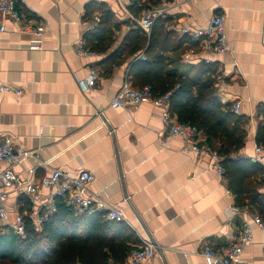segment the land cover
<instances>
[{
	"label": "crops",
	"instance_id": "0c3cea01",
	"mask_svg": "<svg viewBox=\"0 0 264 264\" xmlns=\"http://www.w3.org/2000/svg\"><path fill=\"white\" fill-rule=\"evenodd\" d=\"M18 1L27 19L47 29L40 50L31 49V37L21 34L9 19L6 31L0 32V83L22 90L21 95L0 94V136H10L17 146L38 154V159L15 168L21 180L39 187L40 202L30 216L38 220L37 210L52 200L53 191L41 181L53 170L70 177L89 171L95 180L85 195L99 194L98 201L107 208L121 209L124 223L139 241L148 237L155 244V256L144 264H207L202 255L205 245L220 252L232 245L242 219L236 216L228 222L236 197L227 193L228 181L214 171L211 157L185 151L180 137L168 139L164 108L150 102L136 112L113 108L112 98L130 80L133 58L110 75L104 74L100 63L121 46L136 20L152 9H162L157 19L169 44L178 48L168 53L177 59L172 69L194 77L206 65L216 68V97L232 106L239 102L237 115L246 119L244 147L231 159L250 161L259 144L258 128L264 125L259 114L264 106V0H161L138 16L131 10L133 0ZM91 3L111 10L120 30L107 54L82 57L76 45L92 32L88 26L94 17H101L98 10L87 11ZM215 15L225 17L229 51L224 56L203 52L184 32L206 28ZM92 70L99 73L96 88L84 91L79 81ZM200 141L206 144L203 133ZM252 181L264 201V175ZM247 187L252 196V184L247 182ZM22 197L27 198L23 189L10 190L7 226L13 227L21 215ZM250 212L259 213L252 207ZM252 236L241 263L264 264V231L253 222Z\"/></svg>",
	"mask_w": 264,
	"mask_h": 264
},
{
	"label": "trees",
	"instance_id": "16d2710c",
	"mask_svg": "<svg viewBox=\"0 0 264 264\" xmlns=\"http://www.w3.org/2000/svg\"><path fill=\"white\" fill-rule=\"evenodd\" d=\"M145 1L133 0L131 10L136 16L149 9V4L157 6L161 2ZM17 8L23 11L19 1ZM95 10L100 12V24L86 34L85 43L91 51L105 55L115 44L120 26L114 23L115 14L108 8L97 3L88 5V12ZM176 50L157 19L149 36L136 24L132 25L121 46L100 66L105 75H110L115 67L133 58L128 72L133 86H150L156 97L170 93L171 113L180 123L196 126L205 135L206 144L223 158L224 177L236 197V205L256 208L264 221V201L252 181L264 175L263 166L246 159H231L244 147L246 119L234 114L232 105L216 97L218 73L214 66L206 65L194 77L172 69L177 59H171L168 53ZM259 114L264 117V106ZM257 141L259 144L264 141V125L258 128ZM247 182L252 184V196H248ZM19 206L25 236L16 234L10 226H0V264H123L140 245L126 223L108 220L102 212L78 214L59 200L56 212L37 229L30 216L33 206L29 200L22 197Z\"/></svg>",
	"mask_w": 264,
	"mask_h": 264
},
{
	"label": "built area",
	"instance_id": "2783aa9c",
	"mask_svg": "<svg viewBox=\"0 0 264 264\" xmlns=\"http://www.w3.org/2000/svg\"><path fill=\"white\" fill-rule=\"evenodd\" d=\"M189 2L191 0H180ZM18 0H0V32L6 31L5 20L9 19L19 26L20 33L31 37V49L40 50L43 38L47 32L46 26L35 24L32 20L27 19L17 8ZM162 9H152L145 13L142 18L136 20L137 25L147 34L152 31L156 19L162 14ZM100 23V17L95 16L93 23L88 26V31L95 30ZM188 41L193 45L201 47L202 51L217 56H224L229 51V44L226 35L225 17L215 15L211 18L206 28L196 30H184ZM76 51L79 56L93 57L97 56L96 52L86 47L85 40H81L76 45ZM144 60L145 57L141 56ZM189 61V57L186 58ZM209 63V59L205 60ZM99 73L92 70L88 78L80 80L79 84L82 90L96 88V82ZM15 93L22 94V90L11 84L0 83V94ZM150 102L156 107L164 108L163 123L168 129V139L180 137L184 141V150L192 152L196 156L208 155L213 161V169L220 176L224 177L225 171L222 166L223 158L208 145L201 144V132L192 124L180 123L176 116L171 113L170 93L163 96H154L150 86L136 88L132 82L127 79L123 82L121 90L117 96L112 98L111 106L115 109H122L129 112H136L143 103ZM232 111L235 114L240 112V103L233 105ZM167 139V140H168ZM254 155L250 158L252 163L264 164V141L254 148ZM38 159L37 152L26 150L15 144L14 138L10 136H0V225L8 224L9 210L7 201L11 189H23L27 199L32 206L40 202L39 187L33 182L23 181L17 175L15 168L29 160ZM29 173L34 175L35 170L30 169ZM95 180V175L89 171H82L76 177H70L60 169L42 179L41 185L53 191L52 200L40 207V217L36 220L37 229H40L41 223L48 220L56 212V201L67 203L75 212L82 214L91 212L94 209L105 213L108 220L115 222H125V215L119 208H107L102 201H98L99 194L85 195L90 184ZM228 194H232L228 190ZM248 206L233 207L228 215L229 223L236 216L241 217V229L235 241L229 247L221 252L216 251L212 246L205 245L203 249V258L207 264H242L241 255L243 251L252 242V222L258 228L264 231V221L258 214H251ZM16 234L25 236V225L21 215H17L12 227ZM155 244L147 237L141 238L138 248L133 250L123 264H144L147 260L152 259L156 254Z\"/></svg>",
	"mask_w": 264,
	"mask_h": 264
},
{
	"label": "rangeland",
	"instance_id": "374dc122",
	"mask_svg": "<svg viewBox=\"0 0 264 264\" xmlns=\"http://www.w3.org/2000/svg\"><path fill=\"white\" fill-rule=\"evenodd\" d=\"M0 226H7V224H5V225H0Z\"/></svg>",
	"mask_w": 264,
	"mask_h": 264
}]
</instances>
